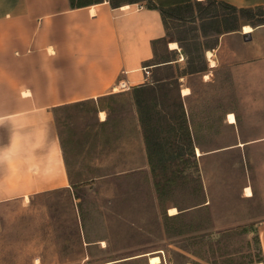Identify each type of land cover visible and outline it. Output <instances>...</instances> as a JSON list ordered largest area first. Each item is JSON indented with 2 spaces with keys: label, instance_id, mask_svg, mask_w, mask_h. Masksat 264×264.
I'll list each match as a JSON object with an SVG mask.
<instances>
[{
  "label": "rangeland",
  "instance_id": "1",
  "mask_svg": "<svg viewBox=\"0 0 264 264\" xmlns=\"http://www.w3.org/2000/svg\"><path fill=\"white\" fill-rule=\"evenodd\" d=\"M129 1L134 0H112ZM158 5L167 36L156 44L152 64L173 55L169 39L179 42L185 56L174 54L182 60L151 67L152 80L174 83L163 91L165 105L154 108L159 125L151 134L164 158L158 151L149 159L133 89L60 108L72 186L5 204L0 264H150L149 255L127 258L144 252L159 254V264H256L262 257L257 203L241 195L246 180L241 149L219 157L216 146L238 137L229 111L245 130L242 138L264 130V7L240 9L216 0H158ZM246 23L254 27L257 42L245 40L242 32L227 39L220 65L203 77V49L216 44L218 31L238 24L243 30ZM182 83L193 87L183 98L188 135L171 116L181 112ZM169 118L173 129L167 127ZM179 146L183 155L176 153ZM253 151L264 154V148ZM174 205L180 213L169 212Z\"/></svg>",
  "mask_w": 264,
  "mask_h": 264
},
{
  "label": "crops",
  "instance_id": "2",
  "mask_svg": "<svg viewBox=\"0 0 264 264\" xmlns=\"http://www.w3.org/2000/svg\"><path fill=\"white\" fill-rule=\"evenodd\" d=\"M145 1L92 0L72 6L70 0H0V212L11 200L72 186L59 131L60 108L116 90H132L152 80L151 67L185 58L180 44L170 46L177 40L169 39L167 48L173 55L152 64L156 44L167 36V25L162 10ZM216 1L237 8L264 7V0ZM240 25L218 31L216 44L203 49L207 65L203 77L220 65L227 39L242 32L245 40L257 42L256 34L240 30ZM184 87L190 91L183 93ZM180 92L186 98L193 87L182 83ZM102 112L100 108L101 117ZM106 119L105 115L102 120ZM230 123L235 124L238 137L234 143L218 144L217 153L220 157L227 149H241L246 179L241 195L257 203L254 221L264 264V154L250 152L264 148V130L256 128L242 138L245 130L237 117ZM247 187L252 195H246Z\"/></svg>",
  "mask_w": 264,
  "mask_h": 264
},
{
  "label": "trees",
  "instance_id": "3",
  "mask_svg": "<svg viewBox=\"0 0 264 264\" xmlns=\"http://www.w3.org/2000/svg\"><path fill=\"white\" fill-rule=\"evenodd\" d=\"M92 0L88 1V0H70L71 5L72 6H81L84 4H87L89 2H91ZM151 1V3L148 4V6L150 7H156L162 10V8L158 5V0H149ZM112 2V0H111ZM227 4V3H226ZM233 6V5H231ZM235 7V6H233ZM237 8V7H235ZM248 7H240V9H246ZM163 12V10H162ZM167 82H165V79H155L152 80L150 82H146V83H142L139 85H136L135 87H133V95H134V100H135V104L139 113V117H140V121L141 124L143 126L144 129V135H145V142H146V148L148 151V156L149 159H151V161L153 160V155L155 152H160L161 154V160L164 158L163 156V152L162 148L160 149H156V146L159 145V140L152 136L151 132L155 131L156 128L159 125V121L158 119H154L155 117V113H157L159 115V113L155 110L154 108H156L159 105H165V102L162 101L161 96L165 95V89H170V87H172L174 85V83L171 80H166ZM177 98L179 101V107L181 108V112L177 115L173 114L171 116L178 118V123L181 124V128L182 130L180 131V128H178L180 132L185 133L186 135H188L189 133V121H188V116L186 113V109L184 107V99L183 96L181 95L180 92V87L178 86V94H177ZM157 116V115H156ZM170 117V116H168ZM169 126V129H173L175 128V125H173V121L172 119L169 118V121L167 123V127ZM185 147V145H184ZM183 146H179L178 149L179 151H177L176 153L178 155H183L181 152V149L184 148ZM188 147V145H187ZM180 213V212H178ZM176 213V214H178ZM140 257V256H138ZM262 257L260 258L261 261ZM194 264H199L198 261H193Z\"/></svg>",
  "mask_w": 264,
  "mask_h": 264
},
{
  "label": "bare ground",
  "instance_id": "4",
  "mask_svg": "<svg viewBox=\"0 0 264 264\" xmlns=\"http://www.w3.org/2000/svg\"><path fill=\"white\" fill-rule=\"evenodd\" d=\"M253 26L251 25V24H249V23H246V24H244V26H243V30L244 31H251V30H253ZM170 46L171 47H175V48H177L178 46H179V43L177 42V41H171L170 42ZM207 55H212L211 54V52L210 51H208V54ZM216 64V62H215V60H213L212 58H211V65H215ZM190 91V88L189 87H184L183 88V90H182V92L183 93H188ZM230 112V111H229ZM102 114V116H103V118L105 117V114H104V112H102L101 113ZM230 117H231V119H230ZM228 120L230 121V122H235L236 121V116H235V113L233 112V111H231L229 114H228ZM198 149V152L201 154V151H200V149L199 148H197ZM245 193H246V195L247 194H251L252 193V188L251 187H247V188H245ZM252 195V194H251ZM169 212L171 213V214H175V213H177V212H179V209L177 208V206H171L170 208H169ZM103 243L105 244L106 242H105V240H103ZM162 261V258H161V256L159 255V254H157V253H153V252H151L150 254H149V262H150V264H159L160 262ZM103 264H111L110 262H104ZM186 264H194L193 262H187ZM256 264H263V262L262 261H257L256 262Z\"/></svg>",
  "mask_w": 264,
  "mask_h": 264
},
{
  "label": "water",
  "instance_id": "5",
  "mask_svg": "<svg viewBox=\"0 0 264 264\" xmlns=\"http://www.w3.org/2000/svg\"><path fill=\"white\" fill-rule=\"evenodd\" d=\"M244 36H246V33H245ZM150 253L151 252L138 253V254H135V255H131V256L127 257V258H133V257H138V256H143V255H149ZM148 258H149V256H148ZM123 259H126V258H121V259H118V260H123Z\"/></svg>",
  "mask_w": 264,
  "mask_h": 264
},
{
  "label": "built area",
  "instance_id": "6",
  "mask_svg": "<svg viewBox=\"0 0 264 264\" xmlns=\"http://www.w3.org/2000/svg\"><path fill=\"white\" fill-rule=\"evenodd\" d=\"M147 69V68H146ZM147 74L149 73V70H146Z\"/></svg>",
  "mask_w": 264,
  "mask_h": 264
},
{
  "label": "snow or ice",
  "instance_id": "7",
  "mask_svg": "<svg viewBox=\"0 0 264 264\" xmlns=\"http://www.w3.org/2000/svg\"><path fill=\"white\" fill-rule=\"evenodd\" d=\"M101 118H103V116ZM230 119H231V117H230Z\"/></svg>",
  "mask_w": 264,
  "mask_h": 264
}]
</instances>
